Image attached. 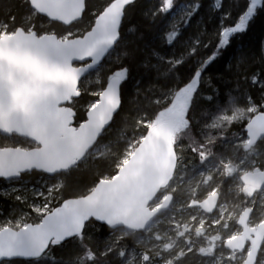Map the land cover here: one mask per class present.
Returning <instances> with one entry per match:
<instances>
[{"label": "snow or ice", "instance_id": "obj_1", "mask_svg": "<svg viewBox=\"0 0 264 264\" xmlns=\"http://www.w3.org/2000/svg\"><path fill=\"white\" fill-rule=\"evenodd\" d=\"M264 0H0V264H264Z\"/></svg>", "mask_w": 264, "mask_h": 264}, {"label": "trees", "instance_id": "obj_2", "mask_svg": "<svg viewBox=\"0 0 264 264\" xmlns=\"http://www.w3.org/2000/svg\"><path fill=\"white\" fill-rule=\"evenodd\" d=\"M262 37H264V18L256 21L253 25L252 31L248 37H246V40L250 43L256 44ZM8 210H10V203L0 201V212H6Z\"/></svg>", "mask_w": 264, "mask_h": 264}]
</instances>
